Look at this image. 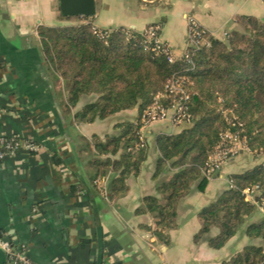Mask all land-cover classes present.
<instances>
[{
	"label": "crops",
	"instance_id": "obj_1",
	"mask_svg": "<svg viewBox=\"0 0 264 264\" xmlns=\"http://www.w3.org/2000/svg\"><path fill=\"white\" fill-rule=\"evenodd\" d=\"M241 15L264 21V0H95V13L80 21L137 32L157 24L160 38L181 56L189 18L225 40L227 32L240 29ZM75 17L60 13L59 0H0V135L16 134L35 145L0 159V239L35 264H220L247 245L263 244L245 235L248 223L264 218L258 209L219 249L208 244L217 228L194 239L199 211L227 188L226 177L259 162L250 154L229 160L203 189L194 182L176 204V226L162 229L165 240L153 234L161 227L138 209L145 196L160 197L159 185L176 171L167 165L155 174L156 137L179 131L166 121L146 128L147 157L127 178L122 196L109 198L95 186L114 173L99 177L92 137L118 135L120 125L135 122L139 112L136 107L92 123L74 121V113L97 95L67 108L64 83L44 62L38 28L72 24ZM76 184L82 190L74 193ZM6 260L0 249V264Z\"/></svg>",
	"mask_w": 264,
	"mask_h": 264
},
{
	"label": "trees",
	"instance_id": "obj_2",
	"mask_svg": "<svg viewBox=\"0 0 264 264\" xmlns=\"http://www.w3.org/2000/svg\"><path fill=\"white\" fill-rule=\"evenodd\" d=\"M237 22L240 29L227 32L225 40L205 34V43L189 48L192 68L183 55L170 62L146 49L141 32L135 30L127 36L125 28L112 29L101 39L89 24L38 28L44 62L62 79L67 108H75L83 96L97 95L74 113L76 122L92 123L136 107L140 114L157 94L166 105L173 98L171 94L163 96L166 84L184 77L181 84L189 95L186 107L190 121L180 125L177 133L159 134L155 139V174L167 165L176 171L159 185L160 197L145 196L138 209L154 217L161 229L153 234L160 240L166 238L162 229L176 226L179 199L196 181L203 189L208 178L201 168L222 132L239 129L240 122L250 150L256 155L264 153V21L241 15ZM139 128L140 122H128L120 125L118 135L104 140L92 137V163L99 169V177L114 173L105 185L95 184L109 198L125 193L127 178L139 172L147 157V145L136 148ZM55 161L59 159L55 157ZM227 177L232 186L199 211L201 228L194 236L198 240L217 228L218 233L208 238L209 246L215 249L224 246L256 213V205L245 200L242 190L258 185L264 193V162L259 160L251 169ZM81 190L79 184L72 186L74 193ZM245 235L264 241V218L248 223ZM220 264H264V242L247 245Z\"/></svg>",
	"mask_w": 264,
	"mask_h": 264
},
{
	"label": "built area",
	"instance_id": "obj_3",
	"mask_svg": "<svg viewBox=\"0 0 264 264\" xmlns=\"http://www.w3.org/2000/svg\"><path fill=\"white\" fill-rule=\"evenodd\" d=\"M92 31L99 38L104 39L112 29L93 26ZM131 32L132 29L130 28L124 29V33L127 36H129ZM205 34L212 35V33L206 28L200 26L194 19H188L187 37L182 55L188 58L190 64L189 68H192L193 65L189 58L188 50L193 47L198 48L200 44L205 43ZM141 42L146 49H149L156 55H163L170 62L178 57L175 55L170 45L160 38L159 26L157 24H150L141 32ZM182 80H184V77H175V79L170 80L166 84V94L163 96L166 97L167 94L173 96L168 104L165 105L161 103L159 99L162 95L157 94L153 98L152 103L147 105L139 114L136 119V121L140 122L139 137L138 142L136 143V148L147 145L145 130L155 122L166 121L175 128L180 127V125L185 123H189L190 115L187 112L186 107L189 95L181 84ZM225 112L227 113L229 110H226ZM237 125L239 129L222 132L220 134V141L209 153L206 165L201 168L202 174L207 178H211L216 173L221 172L229 160L241 154H250L261 160V162H264V153L259 152V154L256 155V151L250 150L247 138L242 133V123L237 122ZM23 147L30 150L34 149L35 145L20 138L16 134L8 136L0 135V159L15 155ZM226 182L227 186H232V180L229 177H226ZM242 194L244 195L245 200L252 201L257 209L264 215V193H262V190L258 185L243 189ZM0 249H2L7 256V264H35L22 250L14 249L7 241L0 239Z\"/></svg>",
	"mask_w": 264,
	"mask_h": 264
},
{
	"label": "water",
	"instance_id": "obj_4",
	"mask_svg": "<svg viewBox=\"0 0 264 264\" xmlns=\"http://www.w3.org/2000/svg\"><path fill=\"white\" fill-rule=\"evenodd\" d=\"M63 16H91L95 13V0H59Z\"/></svg>",
	"mask_w": 264,
	"mask_h": 264
},
{
	"label": "rangeland",
	"instance_id": "obj_5",
	"mask_svg": "<svg viewBox=\"0 0 264 264\" xmlns=\"http://www.w3.org/2000/svg\"><path fill=\"white\" fill-rule=\"evenodd\" d=\"M78 18H75L76 20H75V22H73L72 24H67V25H86V24H84V23H82L81 21H80V17H82V16H77Z\"/></svg>",
	"mask_w": 264,
	"mask_h": 264
}]
</instances>
